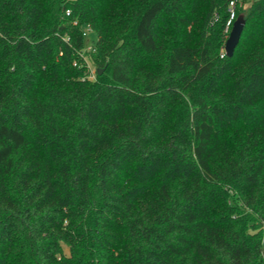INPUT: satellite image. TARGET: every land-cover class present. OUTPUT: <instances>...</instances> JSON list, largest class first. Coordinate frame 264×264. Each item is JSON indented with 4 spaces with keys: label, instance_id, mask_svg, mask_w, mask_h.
Segmentation results:
<instances>
[{
    "label": "trees",
    "instance_id": "obj_1",
    "mask_svg": "<svg viewBox=\"0 0 264 264\" xmlns=\"http://www.w3.org/2000/svg\"><path fill=\"white\" fill-rule=\"evenodd\" d=\"M232 1L0 0V264H264V0L228 57Z\"/></svg>",
    "mask_w": 264,
    "mask_h": 264
},
{
    "label": "water",
    "instance_id": "obj_2",
    "mask_svg": "<svg viewBox=\"0 0 264 264\" xmlns=\"http://www.w3.org/2000/svg\"><path fill=\"white\" fill-rule=\"evenodd\" d=\"M243 15H239V17L236 18L232 25V29L229 33V37L226 40L225 43V52L228 57H232L234 55L235 49L237 45L239 44L241 35L243 33L245 20ZM103 72L102 69L98 70V74H101Z\"/></svg>",
    "mask_w": 264,
    "mask_h": 264
},
{
    "label": "rangeland",
    "instance_id": "obj_3",
    "mask_svg": "<svg viewBox=\"0 0 264 264\" xmlns=\"http://www.w3.org/2000/svg\"><path fill=\"white\" fill-rule=\"evenodd\" d=\"M238 1L241 4V0H238ZM249 1H251V0H249ZM249 4L250 3L245 2V4H243L244 8H247L249 6ZM231 29H232V26L230 27L229 32L231 31ZM96 39H97L96 32L93 30L89 31L88 36L85 38V49L89 50L93 46V44L96 42ZM88 63L89 64H87L88 68H87L86 72H87V74H89V77L91 79H95L96 78V72H97L98 68H101V67L97 66V64H94L92 62H88Z\"/></svg>",
    "mask_w": 264,
    "mask_h": 264
},
{
    "label": "built area",
    "instance_id": "obj_4",
    "mask_svg": "<svg viewBox=\"0 0 264 264\" xmlns=\"http://www.w3.org/2000/svg\"><path fill=\"white\" fill-rule=\"evenodd\" d=\"M234 6H235V1L233 0L232 2H230V9H229V11H230V18H229V21H228V23L226 25V32L229 31L230 27L233 25L234 21L236 20ZM66 14L69 15L70 14V11L67 10ZM76 23L77 22H75V24ZM91 30H92L91 26L86 25L83 28V36L86 38L88 36L89 31H91Z\"/></svg>",
    "mask_w": 264,
    "mask_h": 264
}]
</instances>
